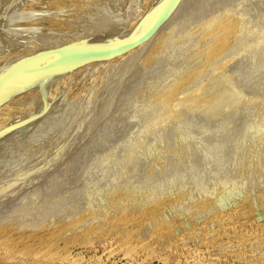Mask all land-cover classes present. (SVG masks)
<instances>
[{"label": "rangeland", "instance_id": "374dc122", "mask_svg": "<svg viewBox=\"0 0 264 264\" xmlns=\"http://www.w3.org/2000/svg\"><path fill=\"white\" fill-rule=\"evenodd\" d=\"M14 1H0V43L18 21L52 17L21 33L42 47L20 88L73 65L76 53L94 55L44 80L38 100L16 111L27 119L10 114L30 88L5 103L0 117L10 115L12 129L0 137V255L41 264H179L171 260L179 247L208 244L201 249L208 253L224 238L236 263L242 253L251 264L263 257L264 0H158L144 25L153 0H60L52 15ZM166 10L141 45L103 61L117 41L144 40ZM236 229L242 242L231 237L234 244Z\"/></svg>", "mask_w": 264, "mask_h": 264}, {"label": "bare ground", "instance_id": "6f19581e", "mask_svg": "<svg viewBox=\"0 0 264 264\" xmlns=\"http://www.w3.org/2000/svg\"><path fill=\"white\" fill-rule=\"evenodd\" d=\"M1 2H2V0H0ZM5 1H7V0H5ZM12 1V0H11ZM17 1V0H16ZM54 1V3H52ZM66 0H64V2H65ZM74 1V0H73ZM1 2H0V4H1ZM13 2H15L14 0H13ZM19 2V1H18ZM18 2H17V4H18ZM22 2H23V0H22ZM21 2V3H22ZM63 2V1H62ZM60 0H29L28 1V4H26V3H24V5L26 4L27 5V11H29V10H31V11H36V9H41L40 10V12L41 11H43V13L45 14V12L44 11H50V13H51V11L53 12V9L55 10V9H62L63 8V6L65 5V3L63 2L62 3ZM69 2V1H68ZM71 2V1H70ZM3 3V2H2ZM8 3H10V2H7L6 4H8ZM20 3V2H19ZM75 3V2H74ZM13 4V3H12ZM16 4V5H17ZM68 4V3H67ZM72 4V3H71ZM23 5V6H24ZM73 5V4H72ZM8 6V5H7ZM14 6V5H13ZM18 6V5H17ZM22 6V5H21ZM68 6H70V5H68ZM157 6L159 7V5H158V0H153V3L152 4H148V5H146L145 6V8H144V10H143V12H142V16H141V25H144L146 22H148V20L152 17V15H153V13H155L157 10H155L156 8H157ZM10 7H11V4H10ZM19 7H20V5H19ZM8 8H9V6H8ZM15 8H17L18 9V7H16L15 6ZM70 8V7H69ZM67 9V8H66ZM1 10V9H0ZM12 10H13V8H12ZM23 10V12H24V8L22 9ZM25 10V11H26ZM57 10V11H58ZM56 11V10H55ZM54 11V13L56 14V12ZM1 12V11H0ZM13 12V11H12ZM15 12V11H14ZM20 12H21V9H20ZM65 12V11H64ZM15 13H17V12H15ZM19 13V12H18ZM43 13H41V14H43ZM49 13V14H50ZM41 14H39V15H41ZM48 14V15H49ZM53 13H51L50 15H52ZM67 14V13H66ZM21 15V14H20ZM38 15V16H39ZM1 16V15H0ZM55 16V15H54ZM64 16V15H63ZM51 16H44L43 18L41 17V19L39 18V19H35L34 21L32 20V19H34V18H32V17H30V19L28 20V21H18L17 23V27L16 28H18L19 30H17L16 31V33H15V35H14V33L13 32H15V29H14V31H12V33L10 34V36L9 37H7V39H6V43L5 44H3V42H1L0 44H2V45H4L3 46V48L1 49L0 48V116L2 115V113H3V111L5 110V103H7L8 102V104H9V102L11 101L10 99L11 98H13V96L15 95H17V94H15V92L16 91H18L19 90V84H21V79H22V77H24L25 75H27V73L30 71V69H31V65H30V63H31V61L32 60H30L29 61V63L27 64V65H25L24 66V68L23 69H19V63H20V61H21V59L23 58V57H26V56H28V55H31V56H33L32 58H34L35 57V54H36V51H37V48H38V46L41 48L42 46L40 45L42 42L40 41V44H39V42H35V43H33V40L35 41L36 39H33L32 37H31V35H32V33H33V27H39L40 25L42 26L43 25V23L45 22V23H51V21H47V18L49 19ZM62 17V16H61ZM60 17V18H61ZM21 18L22 17H20V20H21ZM24 18V17H23ZM52 18V17H51ZM52 20V19H51ZM60 20V19H59ZM53 21V20H52ZM8 22V25L10 24V27H12V25H11V23H9V20L7 21ZM11 22V21H10ZM57 22H59V21H57ZM5 23V22H4ZM49 23V24H50ZM52 24V23H51ZM50 24V25H51ZM37 25V26H36ZM48 25V24H47ZM54 25V24H53ZM52 25V26H53ZM57 25H58V23H57ZM229 25H232V24H229ZM228 25V26H229ZM40 26V27H41ZM46 26V25H45ZM49 26V25H48ZM48 26H46V27H48ZM6 27H7V23H6ZM44 27V26H43ZM54 27V26H53ZM7 28H9V27H7ZM52 28V27H51ZM57 28V27H56ZM229 28H230V26H229ZM24 30V31H23ZM51 30V29H50ZM40 32L42 31V30H39ZM38 31V33H40ZM55 31V30H54ZM229 31H231V30H229ZM10 32V31H9ZM47 32V31H46ZM21 33H25V34H31V35H21ZM38 33H36V36L38 35ZM45 33V32H44ZM8 34V33H7ZM14 35L13 36V38H12V36L11 35ZM56 33H54L53 35H55ZM226 34V32H222L221 33V35L223 36V35H225ZM28 36V37H27ZM39 36V35H38ZM41 36V35H40ZM57 36H58V33H57ZM39 38V37H38ZM41 38V37H40ZM55 38V37H54ZM12 39V40H11ZM42 39V38H41ZM40 40V39H39ZM38 39H37V41H39ZM50 40V39H49ZM48 40V41H49ZM42 41H44V40H42ZM5 42V41H4ZM10 42V43H9ZM9 44V45H8ZM1 45V46H2ZM8 45V46H7ZM43 45V44H42ZM51 47H50V49L52 48V44L50 45ZM6 47H7V49H6ZM108 47V46H107ZM47 48H49V44L47 43H45L44 44V49L45 50H47ZM6 50V51H5ZM106 50H108V48L106 49ZM19 69V70H18ZM94 69V68H93ZM91 70V69H90ZM94 71H95V69H94ZM79 72H81V71H79ZM79 72H77V73H79ZM88 72V71H87ZM95 73H96V71H95ZM80 74V73H79ZM93 74H94V72H93ZM75 76V75H74ZM77 77V76H76ZM36 78V77H35ZM39 79H40V77H38ZM75 78V77H74ZM44 80V79H43ZM77 80V79H76ZM75 80V81H76ZM78 80H80V78L78 77ZM77 80V81H78ZM30 81V80H29ZM32 81V80H31ZM55 82H57V81H55ZM67 83V82H66ZM74 83V82H73ZM34 84H36V85H34ZM34 84H32V85H34V86H31L30 85V89H28V91H27V93L24 95V96H22V95H20V96H22L18 101L16 100V102H17V105H15L16 106V108L14 107V111H13V113L12 114H10V115H12L11 117L14 119V116L13 115H15V119H16V117L18 116V114L20 113V111H19V113H17L16 111L17 110H19L20 108H26V107H29V105L31 104V102H36L37 100H38V97L40 96V92L42 91V88H43V86L45 87L46 85H44L43 84V81L41 82V81H37V82H35ZM61 85V84H60ZM60 85L58 84L57 86H59L60 87ZM19 87V88H18ZM48 87V86H47ZM50 87V86H49ZM44 89V88H43ZM47 88H45V90H46ZM47 90H51V89H47ZM46 90V91H47ZM53 90H54V88H53ZM52 90V91H53ZM56 90V89H55ZM44 91V90H43ZM22 92H23V90H22ZM50 92V91H49ZM56 92V91H55ZM25 93V92H24ZM44 93V92H43ZM46 94H47V92H45ZM45 93H44V95H45ZM54 93V92H53ZM20 94V93H19ZM37 94V95H36ZM39 94V95H38ZM42 94V93H41ZM50 94H52L51 92H50ZM57 95H58V93H56ZM43 95V94H42ZM43 95V96H44ZM53 95V94H52ZM51 95V96H52ZM57 95H56V97H57ZM48 96H50V95H48ZM47 96V97H48ZM45 98H44V100L46 99V101L48 100L47 99V97H46V95L44 96ZM53 97V96H52ZM52 97H50V100H52L53 101V99H51ZM15 98V97H14ZM34 98L36 99L37 98V100H34ZM41 98H42V96H41ZM40 98V99H41ZM49 98V97H48ZM53 98H55V97H53ZM16 99H18V98H16ZM13 100V99H12ZM15 100V99H14ZM46 101H44L45 102V104H46ZM51 101V102H52ZM44 102H42V103H44ZM50 101L48 100V103H49ZM50 102V103H51ZM12 103V102H11ZM10 103V104H11ZM40 103V102H39ZM42 103H40L39 104V107H40V105L42 104ZM16 104V103H15ZM7 106V105H6ZM12 106V105H11ZM32 106V105H31ZM35 106V105H34ZM43 105H41V107H42ZM46 106V105H45ZM48 106V105H47ZM8 108V110L9 109H11V108H9L10 106H7ZM43 108V107H42ZM47 108V107H46ZM34 109V108H33ZM7 110V111H8ZM13 110V109H12ZM27 110V109H26ZM40 110V109H39ZM38 110V111H39ZM43 110V109H42ZM44 110H45V108H44ZM22 111V110H21ZM32 111V110H31ZM34 111V110H33ZM32 111V112H33ZM5 112V111H4ZM9 112V111H8ZM26 112V111H25ZM31 112V113H32ZM43 112V111H42ZM4 114V113H3ZM6 114V113H5ZM9 114V113H8ZM23 114H25L24 112H23ZM33 114V113H32ZM32 114H31V116H32ZM39 114V113H38ZM41 114V113H40ZM10 115H8V116H10ZM22 115V114H21ZM21 115H19L18 116V120L20 119L19 117H21ZM30 115V114H29ZM28 115V116H29ZM8 116H4V117H0V133H1V131H3L4 129H5V131H6V129H7V127L6 126H8L9 125V127L10 128H8V130H10V129H12V127L10 126V124L7 122V118H8ZM23 116V115H22ZM27 116V117H28ZM33 116H35V115H33ZM37 116H39V115H37ZM11 117H9V119H11ZM27 117L26 116H23V118H26L27 119ZM22 118V120L24 121V119ZM32 118V117H31ZM14 119V120H15ZM25 119V121L27 122V120ZM17 120V121H18ZM34 120V119H33ZM33 120H28V121H33ZM11 121V120H10ZM16 121V123H17V127L19 126L18 124V122ZM20 121H21V119H20ZM13 122V121H12ZM11 122V123H12ZM15 122V121H14ZM13 122V123H14ZM25 122V123H26ZM8 123V124H7ZM12 123V124H13ZM15 123V124H16ZM24 123V122H23ZM23 123H21V124H23ZM7 124V125H6ZM35 124V123H34ZM28 125V124H27ZM12 126H14V125H12ZM24 126V125H23ZM33 125L31 124V127H32ZM15 127V126H14ZM19 127H22L21 125L19 126ZM18 127V128H19ZM16 128V127H15ZM17 128V129H18ZM23 128V127H22ZM29 128V127H28ZM14 129V128H13ZM7 130V131H8ZM21 130H23V129H21ZM27 130V129H26ZM25 130V132H27ZM30 130V129H29ZM28 130V131H29ZM16 131V130H15ZM20 131V130H19ZM10 132V131H9ZM8 132V133H9ZM11 132H13V131H11ZM20 132H23V131H20ZM5 133V132H4ZM7 133V134H8ZM15 133V132H14ZM17 133V132H16ZM6 135V134H5ZM4 135V136H5ZM3 136V135H2ZM0 137H1V134H0ZM7 138V137H6ZM1 140L0 141H2L3 139L2 138H0ZM1 143V142H0ZM1 186V185H0ZM2 187H4V186H1V188ZM6 187V186H5ZM5 188H2V190L3 191H5L4 190ZM8 189H9V187H8ZM0 191V192H3V191ZM8 192V191H7ZM1 194V193H0ZM3 196V195H2ZM233 213V212H232ZM235 214V213H234ZM229 215H232V214H229ZM229 215L227 216V217H229ZM237 215V214H236ZM235 216V215H234ZM227 217L226 218H224L225 220L227 219ZM237 217H238V219H239V215H237ZM232 218L234 219V217L232 216ZM220 219V218H219ZM232 219V220H233ZM241 219V218H240ZM259 219V218H258ZM228 220H229V218H228ZM235 220H236V218H235ZM243 220V219H242ZM246 220V219H245ZM253 220V219H252ZM257 220V219H256ZM255 220V221H256ZM234 221V220H233ZM247 221V220H246ZM251 221V220H250ZM254 221V220H253ZM254 221V222H255ZM220 222H225L224 220L223 221H220ZM229 222V221H228ZM228 222H226V223H228ZM235 222V221H234ZM237 222H238V220H237ZM230 223L231 224H233L232 223V221L230 220ZM239 223H240V225H241V227L244 225V220L242 221V223L240 222V220H239ZM239 223H238V226L240 227V225H239ZM246 223V222H245ZM248 223H250L249 221H248ZM259 222H257V225L259 226V224H258ZM220 224H222L223 225V223H220ZM250 224H253V222L252 223H250ZM255 224H256V222H255ZM222 225H221V227H222ZM229 225V224H228ZM235 225H236V223H235ZM235 225L233 226V227H235ZM224 227H225V229H224V232H225V230H226V228L228 227V228H230V226L231 225H229V226H227V224H225L224 223V225H223ZM227 226V227H226ZM246 226H248V225H246ZM246 226L244 225V227L246 228ZM250 226V225H249ZM253 226H255V225H251L250 227L252 228V230L250 229V227H247L248 229H250V231L252 232L253 231ZM258 226H256L257 228H258ZM263 226V225H262ZM238 227V228H239ZM244 227H242L243 229L241 230L240 229V232L241 231H243L245 228ZM256 227H255V229H256ZM236 228V227H235ZM232 228H230V230H231ZM234 229V228H233ZM248 229H247V231H248ZM254 229V230H255ZM258 229H260V227L258 228ZM257 229V230H258ZM261 229L263 230L264 229V227H261ZM228 230V229H227ZM226 230V231H227ZM230 230H228L229 231V233H227V232H225L227 235L228 234H230ZM239 230V229H238ZM256 230V231H257ZM261 230V231H262ZM232 231V230H231ZM246 231V230H245ZM245 231H243L244 232V234H242V238H244V235L247 233H245ZM260 231V230H259ZM259 231H257V235H258V232ZM260 231V232H261ZM223 232V233H224ZM233 232V231H232ZM239 232V231H238ZM237 229H236V231H235V233H233L234 235L232 236V233H231V236H230V241L231 242H233L234 244H235V240L234 241H232L233 239H231V237L233 238V237H235V235H237ZM239 232V233H240ZM254 232V231H253ZM259 232V233H260ZM263 232V231H262ZM224 233V234H225ZM238 233V234H239ZM242 233V232H241ZM249 233V232H248ZM247 233V234H248ZM255 234H256V232H254ZM254 233H251V235L249 234V237L251 238V236L253 237V236H255L256 238H251L252 240V243L253 242H255V240H257L258 238H257V236L256 235H253ZM264 233V232H263ZM262 233V234H263ZM223 234V235H224ZM222 235V234H221ZM220 235V236H221ZM260 235V234H259ZM225 236V235H224ZM241 236V235H240ZM240 236H239V238H238V236L237 237H235V238H238L239 240H240ZM247 236V235H246ZM246 236H245V239H246ZM261 236V235H260ZM221 237H223V236H221ZM248 237V236H247ZM263 237V241H261V244L264 242V235L262 236ZM229 238V237H228ZM249 238V239H250ZM260 239H261V237H259ZM223 241H222V240ZM217 240V239H216ZM220 240L222 241V243H225L226 244V242H224L225 241V239L224 238H220ZM244 240V239H243ZM247 240H248V238H247ZM259 240V239H258ZM262 240V239H261ZM202 241V240H201ZM200 241V242H201ZM227 241V240H226ZM228 241H229V239H228ZM227 241V245H229L228 242ZM241 242H242V239L240 240ZM248 241H250V240H248ZM248 241H244V243L245 242H248ZM219 242V241H218ZM217 242V243H218ZM230 242V243H231ZM239 242V241H238ZM238 242H236V243H238ZM206 243V242H205ZM209 243V242H208ZM216 242H215V244H217ZM221 243V242H220ZM218 243L219 245H222L223 246V244L221 243ZM240 243V242H239ZM238 243V244H239ZM251 243V242H250ZM252 243L250 244V245H252ZM256 244H258V241H256L255 242ZM260 243V242H259ZM201 244V243H200ZM218 244L217 245H215V247L217 246L218 247ZM247 244V243H246ZM264 244V243H263ZM184 245V244H183ZM183 245H180V246H183ZM203 245V244H202ZM202 245H200V246H202ZM207 245V248H208V244H206ZM205 245V246H206ZM227 245H225V246H227ZM241 245H243V244H241ZM241 245H239V249H240V246ZM254 245V244H253ZM253 245H252V247H253ZM195 246V245H194ZM200 246H199V248H200ZM204 246V245H203ZM202 246V247H203ZM204 246V249H206L207 250V248ZM209 246H213L214 247V245L213 244H211V245H209ZM225 246H223V247H225ZM245 246L246 245H244V246H242L241 247V249L244 247L245 248ZM256 246H258V245H256ZM186 247H188V246H186ZM185 247V248H186ZM193 247V246H192ZM197 246H195V247H193V248H187V250L186 249H184L183 250V252H182V250L181 249H183V247L181 248V247H179L178 248V250H177V247H176V249L175 250H177V251H175V252H177L175 255H174V253H172L171 254V260H172V262L173 263H179V264H240V260H241V262H242V257H243V259H244V256H242V254L243 255H246L247 257H248V255H249V253H246V254H244V253H242L241 254V258H240V260H239V263H236L233 259H232V257L234 256V255H236V254H234L235 252H231V254H233L231 257H228L229 255V251L226 249V247L224 248V252L227 250L229 253L227 254L226 252H225V254L222 252V254H224V255H220L219 254V256H224V258H220L219 256L217 257V256H215L216 254L215 253H213V250L214 251H216L217 253H218V251H217V249H220V248H222V247H216L217 249L215 250V247H214V249H208V253H206V252H204V253H202V251H204V250H201V249H203L202 247H201V249L199 250V251H201V253H200V255H199V251L198 250H196V249H198V247L196 248ZM230 247V246H229ZM233 247V246H232ZM236 247V246H235ZM238 247V246H237ZM249 248V247H251V246H248V244H247V246H246V248ZM196 248V249H195ZM210 248V247H209ZM227 248H228V246H227ZM243 248V249H244ZM245 248V249H246ZM260 248H261V245H260ZM259 248V249H260ZM226 249V250H225ZM238 249V248H237ZM253 249L255 250V248L253 247ZM262 249H264L263 248V246H262ZM181 252H180V251ZM248 250V249H247ZM178 251L181 253V254H178ZM196 251H198V252H196ZM220 252L219 253H221V250H219ZM223 251V250H222ZM232 251V250H231ZM234 251H236V249L234 250ZM244 250H237V254H238V252L240 253V252H243ZM246 251V250H245ZM260 251H261V249H260ZM248 252V251H247ZM256 252V251H255ZM254 252V253H255ZM262 252H263V250H262ZM262 252H260V253H262ZM183 253V254H182ZM253 253V254H254ZM259 253V251H257V253H256V255L255 256H253V257H256L257 256V254ZM227 254V255H226ZM248 254V255H247ZM262 254H264V252L262 253ZM225 255H226V257H228V258H230V259H232L233 261H234V263H233V261L232 260H230V259H228V258H226L225 257ZM239 255V254H238ZM237 255V258L239 257ZM260 254H258V256H257V258L258 257H261L260 259H263V257H264V255H263V257L260 255ZM245 256V257H246ZM246 257V258H247ZM252 257V258H253ZM234 259H237V258H235V256L233 257ZM245 258V259H246ZM252 258L250 259L251 261H252ZM29 259H31V258H29ZM29 259H26V262H18L17 260L15 261V260H13V259H8V258H6L5 256H2V255H0V264H41L40 262H30L29 261ZM244 259V260H245ZM248 259H249V257H248ZM247 259V261H249ZM259 258H258V260H257V264H264V261H261L260 263L258 262L259 260H260ZM29 262H28V261ZM230 260V261H229ZM253 261H256V258H255V260H254V258H253ZM48 262V261H47ZM50 262V261H49ZM64 262H65V260H64ZM244 262H246V260L244 261ZM244 262L243 263H241V264H244ZM246 263H250V262H246ZM252 263V262H251ZM250 263V264H251ZM255 263V264H256ZM47 264V263H46ZM48 264H73V263H61V262H58V263H48Z\"/></svg>", "mask_w": 264, "mask_h": 264}, {"label": "water", "instance_id": "95a60500", "mask_svg": "<svg viewBox=\"0 0 264 264\" xmlns=\"http://www.w3.org/2000/svg\"><path fill=\"white\" fill-rule=\"evenodd\" d=\"M21 1V0H20ZM174 1H177V0H174ZM172 2V3H175V2ZM176 4V3H175ZM168 13H169V11L168 10H166L164 13H163V15L159 18V20L156 22L157 24L154 26V28H152L147 34H146V36L144 37V40L142 39V41L141 40H139V41H134V38H133V36H128V37H126L125 39H121L120 41H117L114 45H111L109 48H108V50L107 51H110V50H114L115 51V53L111 56L110 55V53H109V55L103 60V61H106V60H109V59H112V58H114V57H119V56H121V55H124V54H126L127 52H129V51H131L132 49H134V48H136L137 46H139V45H141L148 37H149V35L156 29V27L165 19V17L168 15ZM127 41V42H126ZM123 46V47H122ZM73 48V47H72ZM59 51H62V49H59ZM58 51V52H59ZM100 51V50H99ZM84 52V51H83ZM82 52V53H83ZM85 52H87V53H85V54H82V53H76L74 56H73V58H74V63H72L73 65H71V66H69V67H64V68H61V69H56V70H54L53 72H50L49 74H48V72H46V73H44V74H36L35 75V81H32L31 82V84L30 85H32V84H34L35 82H37V81H44V80H47V78H48V80H52V78H55V77H61V76H64L65 74H67V73H69V72H71V71H73V70H75V69H77L78 67H81L80 66V63L81 62H77L76 60H80V59H83V57H86V56H93L94 54V52H92L91 50H85ZM113 52V51H112ZM99 53V52H98ZM107 54V53H106ZM112 54V53H111ZM70 55H72V53H70ZM33 56H31V55H28V56H26V57H23L22 59H21V61H20V63H19V69H23L24 68V66L25 65H27L28 63H29V61L30 60H39L38 58H40L39 56H35L34 58H32ZM105 57V56H104ZM103 57V58H104ZM89 58V57H88ZM102 58V59H103ZM102 59L100 60V61H102ZM81 61V60H80ZM85 63L84 64H88V63H91V62H96V61H91V62H87V61H84ZM81 65H83V64H81ZM18 69V70H19ZM50 74H52V75H50ZM37 77H40V79L39 78H37ZM51 77V78H50ZM44 79V80H43ZM34 85H36V84H34ZM34 85H32V86H34ZM30 86H29V84L26 86H23L22 88H19L20 90H18V91H16L15 93L16 94H18L20 91H22V90H24V89H26V88H29ZM20 126V125H19ZM5 133H7L5 130H3ZM4 132H2L1 131V133L0 134H3Z\"/></svg>", "mask_w": 264, "mask_h": 264}]
</instances>
